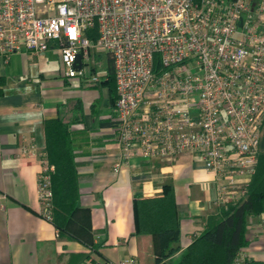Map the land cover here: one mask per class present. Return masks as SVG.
Returning a JSON list of instances; mask_svg holds the SVG:
<instances>
[{
  "label": "built area",
  "instance_id": "1",
  "mask_svg": "<svg viewBox=\"0 0 264 264\" xmlns=\"http://www.w3.org/2000/svg\"><path fill=\"white\" fill-rule=\"evenodd\" d=\"M51 49L63 77L86 87L108 80L112 61L115 172L132 159L194 153L217 175L218 206L247 198L263 135L264 0H0V54ZM53 171L46 159L48 220ZM247 259L241 250L233 264Z\"/></svg>",
  "mask_w": 264,
  "mask_h": 264
},
{
  "label": "crops",
  "instance_id": "2",
  "mask_svg": "<svg viewBox=\"0 0 264 264\" xmlns=\"http://www.w3.org/2000/svg\"><path fill=\"white\" fill-rule=\"evenodd\" d=\"M62 67L55 49L35 55L0 54V194L6 197L0 206V264H120L128 259L156 264L153 236L136 233L133 202L137 196H161L165 184L175 189L179 252L186 249L209 219L219 215L216 173L194 153L172 160L132 159L115 172L120 145L114 134L113 106H107L95 90L100 87L86 88L78 79L63 77ZM79 103L84 121L71 129L78 204L84 210L76 215L80 233L75 237L59 234L43 215L39 173L47 154L45 121L61 112L72 116ZM94 103L99 106L96 112ZM24 145H29V152H22ZM263 217H248L249 244L242 250L251 259L259 255L264 260Z\"/></svg>",
  "mask_w": 264,
  "mask_h": 264
},
{
  "label": "trees",
  "instance_id": "3",
  "mask_svg": "<svg viewBox=\"0 0 264 264\" xmlns=\"http://www.w3.org/2000/svg\"><path fill=\"white\" fill-rule=\"evenodd\" d=\"M112 61L109 63V79L98 87L107 86V106H114L117 89ZM97 87V88H98ZM98 103L92 105L96 112ZM98 112V111H97ZM84 121V109L77 105L72 116L62 112L45 121L46 159L54 167L51 173L53 190L52 219L59 234L71 233L78 237L75 228L76 215L84 210L79 206V174L75 161V133L71 126ZM264 130V122H263ZM219 215L211 217L206 229L186 249L180 246V224L175 189L164 185L161 196L135 197L133 202L136 233L151 235L156 264L172 258V264H233L236 256L249 244L247 240L248 217L264 215V135L260 142L258 162L248 185V196L240 203L219 206ZM247 264H264V260L247 259Z\"/></svg>",
  "mask_w": 264,
  "mask_h": 264
},
{
  "label": "rangeland",
  "instance_id": "4",
  "mask_svg": "<svg viewBox=\"0 0 264 264\" xmlns=\"http://www.w3.org/2000/svg\"><path fill=\"white\" fill-rule=\"evenodd\" d=\"M106 61L105 60H103V65H102V69H101V72L104 70L105 71V68H106ZM102 83V82H101ZM82 84V83H81ZM83 85V84H82ZM84 87H86V86H84ZM98 87V86H97ZM97 87H86V88H97ZM96 91H99L100 92V94L102 95V97H103V99L104 100H107L108 98H109V90H108V87L107 86H101L99 89H95ZM99 107V106H98ZM103 107V105H102V103L100 102V108H102ZM112 110H113V107H112ZM112 113H114V112H112ZM263 135H264V130H263ZM260 223H261V221H260ZM262 227V226H261ZM259 230V229H258ZM261 230H262V228H261ZM260 234V232L258 233V235ZM245 247H247V246H245ZM244 251V250H243ZM245 253H247V252H245ZM248 255V254H247ZM174 256H172V257H170V258H168V259H166L164 262H163V264L164 263H167V262H170V263H172V258H173ZM250 256L248 255V258H249ZM257 257H260L259 255H253V258H255V259H257V260H259L260 258H257ZM249 259H251V258H249Z\"/></svg>",
  "mask_w": 264,
  "mask_h": 264
},
{
  "label": "water",
  "instance_id": "5",
  "mask_svg": "<svg viewBox=\"0 0 264 264\" xmlns=\"http://www.w3.org/2000/svg\"><path fill=\"white\" fill-rule=\"evenodd\" d=\"M81 56L78 55L76 66L80 67ZM107 102V101H106Z\"/></svg>",
  "mask_w": 264,
  "mask_h": 264
}]
</instances>
